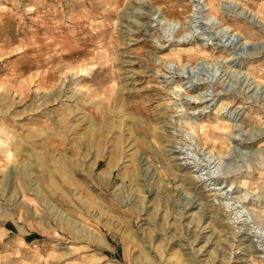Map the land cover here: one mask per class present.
Masks as SVG:
<instances>
[{
    "label": "rangeland",
    "instance_id": "374dc122",
    "mask_svg": "<svg viewBox=\"0 0 264 264\" xmlns=\"http://www.w3.org/2000/svg\"><path fill=\"white\" fill-rule=\"evenodd\" d=\"M263 86L264 0H0V264H264Z\"/></svg>",
    "mask_w": 264,
    "mask_h": 264
},
{
    "label": "bare ground",
    "instance_id": "6f19581e",
    "mask_svg": "<svg viewBox=\"0 0 264 264\" xmlns=\"http://www.w3.org/2000/svg\"><path fill=\"white\" fill-rule=\"evenodd\" d=\"M157 10V9H156ZM193 11V10H192ZM248 11V10H247ZM247 11H245L246 13H248ZM194 18H196V17H194ZM251 19V18H250ZM204 25V24H203ZM212 37V36H211ZM239 37V36H238ZM247 45V44H246ZM130 64V63H129ZM229 73V72H228ZM244 74V73H243ZM217 76V75H216ZM250 77V76H249ZM243 78H244V76H243ZM248 78V77H247ZM234 80V79H233ZM243 80V79H242ZM250 80V79H249ZM247 82V81H246ZM249 85V84H248ZM254 86V85H253ZM258 86V85H257ZM249 87V86H248ZM259 87H260V85H259ZM264 87V86H263ZM251 89V88H250ZM253 91H254V89H253ZM252 92V91H251ZM264 92V91H263ZM249 94V93H248ZM261 94V93H260ZM263 94V93H262ZM263 97V96H262ZM207 101V100H206ZM214 136V135H213ZM202 156V155H201ZM220 161V160H219ZM176 165V164H175ZM211 165V164H210ZM179 167V166H178ZM208 185V184H207ZM208 188V187H207ZM151 191V190H150ZM144 206V205H143ZM178 217V216H177ZM177 219V218H176ZM245 222V221H244ZM146 223V222H145ZM214 224V223H213ZM252 225V224H251ZM200 227V226H199ZM256 229V228H255ZM212 230V229H211ZM239 230V229H238ZM256 232V231H255ZM212 242V241H211ZM222 248V247H221ZM193 259V258H192ZM199 261V260H198ZM202 261V260H201Z\"/></svg>",
    "mask_w": 264,
    "mask_h": 264
},
{
    "label": "crops",
    "instance_id": "0c3cea01",
    "mask_svg": "<svg viewBox=\"0 0 264 264\" xmlns=\"http://www.w3.org/2000/svg\"><path fill=\"white\" fill-rule=\"evenodd\" d=\"M29 241H31V239H33V238H31L30 236H28V237H26Z\"/></svg>",
    "mask_w": 264,
    "mask_h": 264
}]
</instances>
